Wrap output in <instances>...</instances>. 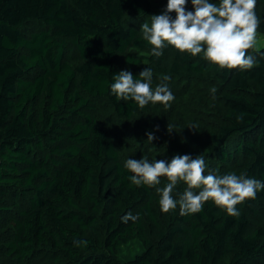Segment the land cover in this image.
<instances>
[{
    "label": "trees",
    "instance_id": "1",
    "mask_svg": "<svg viewBox=\"0 0 264 264\" xmlns=\"http://www.w3.org/2000/svg\"><path fill=\"white\" fill-rule=\"evenodd\" d=\"M147 5L0 0V213L6 191L23 201L5 244L13 264H264V190L236 205L238 217L211 200L198 213L181 215L178 204L165 213L160 194L131 182L134 173L92 115L89 98L105 99L124 119L150 104L140 109L111 95L121 64L207 80L220 102L206 111L219 123L179 125L168 162L203 155L205 175L264 182V49L248 50L256 63L247 70L221 69L203 53L168 55L169 45L157 58L133 22ZM255 12L264 35V0ZM128 213L138 218L124 222Z\"/></svg>",
    "mask_w": 264,
    "mask_h": 264
},
{
    "label": "clouds",
    "instance_id": "2",
    "mask_svg": "<svg viewBox=\"0 0 264 264\" xmlns=\"http://www.w3.org/2000/svg\"><path fill=\"white\" fill-rule=\"evenodd\" d=\"M194 11H186L187 0H167L166 10L152 16L151 24L144 23V39L152 45V55L159 58L163 49L170 45L181 53L192 56L203 53V58L221 69H251L256 61L247 55L255 47L256 30L260 24L255 8L256 0H219V4L210 0H191ZM175 12L173 19L169 13ZM206 45V49L205 46ZM139 78L124 70L113 77L111 95L117 101H134L140 109L149 102L168 106L174 99L166 84L151 87L152 71L144 68ZM167 79V77L165 78ZM214 91V90H213ZM149 141L156 137L147 133ZM125 167L134 173L131 182L137 186L157 185L160 177H167L169 183L162 189L159 201L165 213L179 205L180 214L198 213L205 202L211 200L230 216L240 215L236 205L247 199H254L257 192L264 190V182L244 175L230 173L221 176L205 175L203 155L192 159L189 155L174 156L170 162L165 160L148 162L146 159H128ZM178 181L187 184V190L179 198L173 199L171 193ZM195 194L192 189H201ZM158 191H161L158 189ZM138 217L128 213L122 220H136ZM87 244V241H80Z\"/></svg>",
    "mask_w": 264,
    "mask_h": 264
},
{
    "label": "rangeland",
    "instance_id": "3",
    "mask_svg": "<svg viewBox=\"0 0 264 264\" xmlns=\"http://www.w3.org/2000/svg\"><path fill=\"white\" fill-rule=\"evenodd\" d=\"M167 0H148V5L140 17L133 19L139 33L144 35L142 25L151 24L152 16L162 14L166 10ZM186 11H194L191 0H187ZM174 19L175 12L169 13ZM255 48L264 49V35L256 34ZM175 50L170 46L166 49V54H171ZM132 52V50H131ZM78 61L75 54L72 55V62ZM133 70L141 72L137 67L121 64L119 71ZM152 71L151 87L155 90L157 85L166 84L174 96L168 106L161 103L153 104L150 102L144 112L136 113L129 119L119 118L114 113L112 107L103 98H89L93 103V117L108 131L119 153V158L123 164L128 159H146L150 163L156 160H168L178 152L172 141L178 134V126L187 125L193 122L200 128H213L219 123L218 117L212 110L206 111V103L213 101L219 103L216 94L213 93L214 87L207 80L185 81L184 79H174ZM80 95L87 97L84 92ZM151 132L156 139L152 142L148 140L147 133ZM160 183L149 186L151 190L162 195V189L169 183L167 177H160ZM187 184L178 181L171 193L172 196L181 197ZM161 190V191H158ZM198 189H192L197 194ZM6 191L5 205L8 210L0 213V264H13L8 250L5 247L7 241L11 239V219L16 218L18 210L17 204L23 205L20 197Z\"/></svg>",
    "mask_w": 264,
    "mask_h": 264
}]
</instances>
